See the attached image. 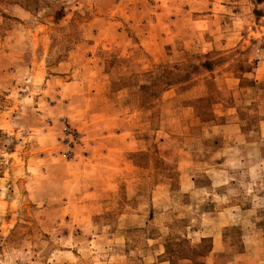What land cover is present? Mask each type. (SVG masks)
Returning a JSON list of instances; mask_svg holds the SVG:
<instances>
[{"label": "rangeland", "instance_id": "1", "mask_svg": "<svg viewBox=\"0 0 264 264\" xmlns=\"http://www.w3.org/2000/svg\"><path fill=\"white\" fill-rule=\"evenodd\" d=\"M0 264H264V0H0Z\"/></svg>", "mask_w": 264, "mask_h": 264}]
</instances>
